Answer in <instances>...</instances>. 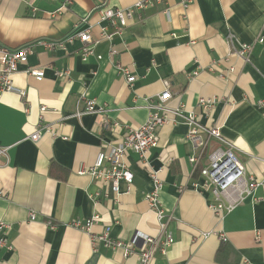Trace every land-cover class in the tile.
Wrapping results in <instances>:
<instances>
[{
  "label": "crops",
  "instance_id": "obj_1",
  "mask_svg": "<svg viewBox=\"0 0 264 264\" xmlns=\"http://www.w3.org/2000/svg\"><path fill=\"white\" fill-rule=\"evenodd\" d=\"M138 1L0 0L1 44L59 41L80 27H90L97 41L86 61L79 38L64 47L36 43L27 64L12 76L26 95L0 94V145L8 154L0 159V219L9 224L0 230L7 243L0 245V264H139L137 256L125 257L103 244L94 250L89 233L72 222L99 214L94 233L110 226L111 235L124 241L136 232L158 236L156 212L145 198L153 187L152 170L160 171V200L172 216L168 229L175 239L165 255L156 252L152 264H264V184L254 197L217 216L209 206L211 193L195 188L201 177L189 161L190 125L180 115L169 113L147 162L133 151L125 154L134 173L128 192L125 182L115 193L90 174L77 173L120 141L126 126L144 123L169 81L166 107L193 112L208 127L219 124L248 173L264 177V0L155 1L112 40L102 38L108 23L99 8H128ZM229 33L253 44L249 62L230 55ZM119 65L136 77L132 84ZM27 67L43 75L28 74ZM62 71L67 77L57 75ZM82 94L103 112L74 116ZM201 99L214 100L208 113ZM80 105L85 107L84 99ZM105 118L118 127L106 129ZM37 130L40 139L33 141ZM49 220L57 226L50 228ZM203 232L209 235L203 238Z\"/></svg>",
  "mask_w": 264,
  "mask_h": 264
},
{
  "label": "built area",
  "instance_id": "obj_2",
  "mask_svg": "<svg viewBox=\"0 0 264 264\" xmlns=\"http://www.w3.org/2000/svg\"><path fill=\"white\" fill-rule=\"evenodd\" d=\"M155 1L161 0H140L128 8H113L108 5L99 8L98 12L101 19L108 23V25L102 28V38L112 40L115 35L120 33L122 28L126 27L134 19L138 10L148 5H153ZM184 5L187 6V4ZM110 28L111 30H109ZM76 38H79L84 44L81 58L86 61L94 53V49L90 44L92 42L94 44L97 43L92 37L90 27H80L59 41L39 40L17 48L0 43V94L6 91H14L22 97L26 95L24 90L14 86L12 76L20 70L21 65L27 64L29 56L34 52L36 43L50 48L56 45L64 47L66 42H73ZM226 39L232 48L230 55L233 53L245 62L250 61L253 44L239 42L232 33H229ZM114 53L115 51L113 50L110 52L111 55H114ZM98 58L100 59L101 56H98ZM25 71L31 75H43V71L39 68L27 67ZM118 71L126 77L128 83L132 84L135 81L136 77L130 73L128 68L119 65ZM57 75L67 77L68 71L58 72ZM165 86V92L158 96V101L152 103V107L155 110L150 113L144 123L139 126H126L120 141L111 144L101 151L93 165L86 167L81 164L77 173L81 175L90 174L95 180L101 181L115 193L121 192V182H125L128 192L134 181V173L125 160V154L128 151H133L138 154L142 162H147L148 152L152 147L158 145V130L170 120L169 113L172 112L185 118L190 125V130L186 136L192 144L193 153L189 157V161L193 172L198 171L201 177L200 181L195 183V188L211 193L212 201L209 206L217 216L221 217L224 213L231 212L238 205L244 203L248 198L254 197L257 188L264 184V177L258 178L248 173L245 164L235 151V144L223 136L219 124L208 127L206 124L201 123L198 116L193 112L185 115L180 109L170 111L166 107V102L172 97L169 81H165ZM82 99L85 100L84 108L80 105V100ZM80 100L77 101L74 116L81 117L86 112L95 114L103 112V108L98 106L95 99L87 98L82 94ZM200 104L204 111L208 113L214 105V100L201 99ZM45 110L46 106H42L41 111ZM118 125V123L111 122L107 118L103 120V126L106 129L111 126L114 129ZM47 130L49 131L50 127ZM55 135L53 133V136ZM30 138L33 141H38L40 139V132L38 130L35 131L31 134ZM213 140H217L219 144L214 146ZM7 157V147L0 145V159H7ZM159 172V170H152L150 173L153 187L145 197L149 207L156 212L160 226L158 236L136 232L129 241H124L111 235L110 226H107L101 233H94L92 228L99 222V214H94L85 222L79 220L73 221L72 225L89 233L94 250H98L99 245L103 244L114 251H122L125 257L137 256L139 264H152L156 252L159 251L165 255L168 248L175 241L168 229L172 216L162 206L160 200L163 181L158 175ZM103 195L108 197L109 193L105 191ZM99 196L100 192L92 195L94 203L99 201ZM36 218L37 214L31 212L30 219L34 220ZM48 226L55 228L57 225L49 220ZM8 227L9 224L0 219V230ZM208 235L209 233L207 232L201 233L203 238H206ZM221 238L224 241L227 240L224 234H221ZM141 240H143L142 245H140ZM0 245H7V243L4 239H0Z\"/></svg>",
  "mask_w": 264,
  "mask_h": 264
}]
</instances>
